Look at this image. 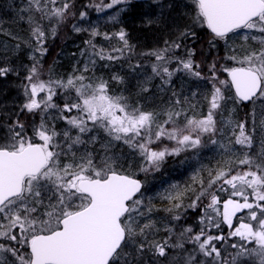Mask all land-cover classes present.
Wrapping results in <instances>:
<instances>
[{
    "label": "snow or ice",
    "instance_id": "1",
    "mask_svg": "<svg viewBox=\"0 0 264 264\" xmlns=\"http://www.w3.org/2000/svg\"><path fill=\"white\" fill-rule=\"evenodd\" d=\"M133 3L26 0L17 12L28 36L0 27L13 52L23 46L31 61L22 77L10 60L0 65V79L18 77L23 97L11 108L0 104V264H264V0H148L156 12L145 14L147 26H164L181 6L190 23L173 21L175 38L139 52L124 27L103 31L88 12H109L116 26ZM68 25L88 38L64 77L43 61L47 42ZM196 28L208 32L209 56L223 43L231 66L216 55L202 71L187 44ZM117 62L143 76L138 95L158 78L157 93L168 99L149 107L115 92L111 82L124 84V76L105 79L97 68ZM178 74L206 81L210 91H177ZM210 145L216 164L200 163L190 182L158 192L169 218L156 220L146 178L169 157L198 160ZM190 212L195 227L183 223Z\"/></svg>",
    "mask_w": 264,
    "mask_h": 264
},
{
    "label": "trees",
    "instance_id": "2",
    "mask_svg": "<svg viewBox=\"0 0 264 264\" xmlns=\"http://www.w3.org/2000/svg\"><path fill=\"white\" fill-rule=\"evenodd\" d=\"M26 0H0V27L5 29L6 31H11L12 33L19 35L21 37L28 36V25L24 22H21L18 19L17 8L25 3ZM84 3H87L88 0H83ZM177 3H181V1L177 0ZM134 7L128 11V13H124L121 15V20L123 23L113 29L106 28L103 31H115L118 27H124L130 36V42L135 44L137 47V51H146L152 49L154 47L163 46V42L165 39L175 38V32L173 31L172 23L175 22L179 27H184L185 24L190 23V20L187 16L184 15H172V20H170L164 26H148L141 24V15H138V8L142 6V3H133L130 5ZM137 11H136V10ZM93 9H88L89 14L93 13ZM140 12V11H139ZM136 14V15H135ZM197 38L195 43L191 40L187 42L188 46L194 47L197 49V54L194 59L197 62L202 64V71L207 74V62L211 59V56H219V63H224L228 66L232 65L231 61L223 60L224 57V45L220 43L218 49L213 50L211 56L207 54V41L209 39V35L206 29L196 28ZM87 34H76L72 32L70 25L64 27L57 37L54 40H49L47 42L46 47H48V53L44 58V68L47 69L49 65H54L55 72L61 76L67 77L72 70L75 64V56L72 53L79 52L80 48L84 47V40L87 39ZM97 43L101 45H107V41H104L102 38H97ZM15 43L10 37L6 35L0 34V65L7 63L9 60L11 64L17 67L20 70L21 77L24 75V71L22 66L25 64H30L31 61L28 59V49L23 48L22 50L16 54L12 50V46ZM5 48H7V56H5ZM62 54L65 56L62 57ZM135 62V61H134ZM121 63L117 62L111 68H103L98 67L97 73L99 75H103L105 79H110L113 73H119L124 76L125 83L117 84L115 82H111V89L115 92L120 93L123 92L125 95L129 96L133 102L136 100H140L141 102L146 103L149 107L153 104H159L163 101H166L170 96V93H157L156 85L160 83L159 79H155L152 82L151 89L149 93L138 95L139 89L137 87L138 81L143 79L142 75H138L137 73H133L129 70L128 65L124 63V66L121 67ZM148 74H151V69H145ZM221 78H226V73H220ZM19 83V78L15 76H8L6 79H0V104L11 103L14 94L17 93L18 89L11 85H16ZM8 84V85H7ZM173 85L176 90L179 91L181 88L184 89L185 95L190 94L191 91H198L199 93H206L210 91V85L207 84L206 81H197L194 79H189L187 76H183L182 74H178L176 78L173 80ZM8 91V93H7ZM19 92V91H18ZM145 96L154 97V99H150L145 101ZM23 98V97H22ZM19 98V99H22ZM197 99L200 102L201 112L205 113L207 110V103L203 99L202 96H198ZM17 100V99H16ZM2 101V102H1ZM14 101V100H13ZM16 102V101H15ZM10 108L12 106H9ZM247 109H245V112ZM244 113L239 112L238 118H243ZM25 119V117H22ZM58 128L64 127L63 122L57 124ZM202 150L200 157L198 160L189 159L190 163L189 169L183 170L184 165L181 164L180 161L184 159L185 155L191 156V153L182 154L180 157L172 158L169 157L167 162L164 164L160 172H157L153 175H149L146 178V186L145 193L147 196L156 197V194L162 191L172 183L183 185L187 182H190V175L192 171L199 166L200 163H203L208 166H214L216 164V159L218 158V152L215 150V154H206ZM206 151V150H205ZM127 148L124 149L125 155H127ZM213 152V153H214ZM131 159V157H129ZM137 163H133L132 167L135 169L137 167ZM186 171H191L186 174ZM141 180H144L145 177L141 173L137 177ZM154 203L156 208L159 209L153 213V217L163 222H167L169 218V214L163 211L166 206V202L161 201L158 197L154 199ZM185 224H191L194 227L196 226V213H189L188 219L184 221ZM161 236L165 235V233L161 232Z\"/></svg>",
    "mask_w": 264,
    "mask_h": 264
},
{
    "label": "rangeland",
    "instance_id": "3",
    "mask_svg": "<svg viewBox=\"0 0 264 264\" xmlns=\"http://www.w3.org/2000/svg\"><path fill=\"white\" fill-rule=\"evenodd\" d=\"M183 3L184 2H181V3H178V4H181V5H183ZM147 4L148 3H145V4H142V6H141V8L139 7L138 8V10L140 11H138V15H141V24L142 25H145V27H148L146 24H145V14L146 13H150L151 15H155V12H156V9H155V6H152L151 8H149L148 6H147ZM131 9H134V7H132V6H129V10H131ZM128 10V11H129ZM136 10V9H135ZM128 11H127V13H128ZM137 11V10H136ZM185 11V9H184V7H177V9L172 13V15H182V13ZM93 13H90L89 14V18H90V20H91V22H93V23H97L100 27H101V30H105L106 28H109V29H113V28H115V27H117V26H119V25H116V26H113L111 23H109L108 21H107V19H106V17H107V15L109 14V12H105V13H97L94 9H93V11H92ZM136 15V14H135ZM121 25V24H120ZM78 53V52H77ZM65 55L64 54H62V57H64ZM75 62H76V60H77V57L75 56ZM72 73V72H71ZM70 73V74H71ZM97 75H99L98 73H97ZM8 85V84H7ZM11 86H14L15 88H16V86L13 84V85H11ZM7 93H8V91H7ZM17 93H19L18 91H17ZM15 95V98L13 97V100H12V102L11 103H9L8 105L9 106H12V104H13V102H15L16 101V103H19L23 98H22V96H20V94H14ZM1 98V97H0ZM19 98H22V99H19ZM17 99V100H16ZM2 102V101H1ZM206 103H207V101H206ZM3 104V103H2ZM202 110V109H201ZM207 111V110H206ZM206 111H205V113H206ZM22 118V117H21ZM101 135H103L102 133H101ZM233 139H234V137H233ZM236 147H238V146H236ZM206 150V151H205ZM205 150L203 151L205 154H206V156H208V154H215V150H216V148L214 147V146H209V147H207V148H205ZM217 151V150H216ZM214 152V153H213ZM190 163V161L188 160L187 162H185L184 164H187V165H184V169L183 170H188L189 169V164ZM191 171H186V174H188V173H190Z\"/></svg>",
    "mask_w": 264,
    "mask_h": 264
},
{
    "label": "water",
    "instance_id": "4",
    "mask_svg": "<svg viewBox=\"0 0 264 264\" xmlns=\"http://www.w3.org/2000/svg\"><path fill=\"white\" fill-rule=\"evenodd\" d=\"M184 1V0H181ZM144 2H148V0H134V3H144Z\"/></svg>",
    "mask_w": 264,
    "mask_h": 264
}]
</instances>
